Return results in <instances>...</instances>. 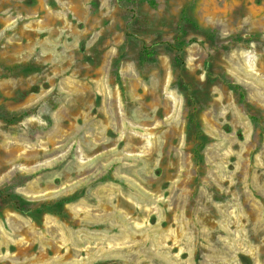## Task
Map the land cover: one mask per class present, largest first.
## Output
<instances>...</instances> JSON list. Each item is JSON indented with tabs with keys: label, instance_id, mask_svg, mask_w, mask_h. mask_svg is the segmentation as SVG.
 <instances>
[{
	"label": "rangeland",
	"instance_id": "obj_1",
	"mask_svg": "<svg viewBox=\"0 0 264 264\" xmlns=\"http://www.w3.org/2000/svg\"><path fill=\"white\" fill-rule=\"evenodd\" d=\"M4 188L0 264H264V0H0Z\"/></svg>",
	"mask_w": 264,
	"mask_h": 264
},
{
	"label": "trees",
	"instance_id": "obj_2",
	"mask_svg": "<svg viewBox=\"0 0 264 264\" xmlns=\"http://www.w3.org/2000/svg\"><path fill=\"white\" fill-rule=\"evenodd\" d=\"M175 47V46H174ZM143 56L148 57L153 54V48L150 49V47H144L143 48ZM173 63H177L181 65L180 55H175L173 58ZM234 90H236V87H234ZM241 95V93H238ZM2 118H4L6 121H13L19 118L20 113H10V112H2ZM188 120V127L187 132H194L195 136L199 139L197 143L193 145V152L194 157L201 159L200 150L204 145V137L202 135V132L199 129V125L195 119L194 113H188L187 116ZM75 198L74 195H68L64 197H60L56 199L55 201L51 202H33L30 200L24 199L21 195L12 192L7 189H0V200H6L8 201L15 210L25 213L35 219L36 221H40L41 215L43 213H61L64 207V204L73 200Z\"/></svg>",
	"mask_w": 264,
	"mask_h": 264
}]
</instances>
